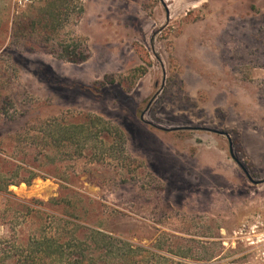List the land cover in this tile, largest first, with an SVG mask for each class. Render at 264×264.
<instances>
[{
  "label": "rangeland",
  "instance_id": "rangeland-1",
  "mask_svg": "<svg viewBox=\"0 0 264 264\" xmlns=\"http://www.w3.org/2000/svg\"><path fill=\"white\" fill-rule=\"evenodd\" d=\"M87 114L120 133L61 147L60 178L1 187L42 169L47 122ZM238 162L264 179V0H0V264L87 228L184 264H264V182Z\"/></svg>",
  "mask_w": 264,
  "mask_h": 264
},
{
  "label": "trees",
  "instance_id": "trees-1",
  "mask_svg": "<svg viewBox=\"0 0 264 264\" xmlns=\"http://www.w3.org/2000/svg\"><path fill=\"white\" fill-rule=\"evenodd\" d=\"M61 120L53 117L50 122H47L52 125L51 128L42 134V137L46 138V143L43 145L45 149L42 151V169L23 168L24 173L18 172V175L5 182L1 186L2 188L8 189L10 184L18 185L22 182L30 185L34 178L40 176L41 173L60 178L62 176L56 174L57 167L66 162L61 157L62 153L59 152L61 147L70 149L68 152L74 160L86 151L89 154L93 148H97L90 143L94 135L101 138V143L106 142V136H99L98 133H94V129H96L95 132H101L99 128H102L103 131L112 130L110 133L114 130L113 133L116 135L120 133L118 128L111 129L110 125L106 126L104 119L93 114H87L84 119L71 121L65 126L61 124ZM47 165L53 166L54 172L50 171V168L46 167ZM66 177L68 178V176ZM58 200L59 198H52L50 202ZM89 232L90 236L87 235ZM79 233L81 236L77 234L76 237L69 240L61 238L60 233L56 232L51 234L35 233V238L28 243V247L33 248L32 253L26 259H30L32 264H39L41 261L42 264H184L181 261L151 253L142 246L132 244L99 228H87L86 231ZM93 236H96L94 251L100 250L99 252L102 254L95 255L96 251L92 254L84 251L82 245L90 247L89 242L92 241L88 239H92ZM75 249L80 250V253H75Z\"/></svg>",
  "mask_w": 264,
  "mask_h": 264
},
{
  "label": "water",
  "instance_id": "water-1",
  "mask_svg": "<svg viewBox=\"0 0 264 264\" xmlns=\"http://www.w3.org/2000/svg\"><path fill=\"white\" fill-rule=\"evenodd\" d=\"M218 132H220V133H224V132H222V131H218ZM230 152H231V155H232V157L236 160V161H238V159L236 158V156H235V154H234V152H233V148H232V143L230 142ZM239 163V162H238ZM240 164V163H239ZM240 166L242 167V169L245 171V173H246V175L248 176V178L250 179V181H252L253 183H255V184H259V183H262V182H264V179H261V180H255L251 175H250V173L247 171V169L242 165V164H240Z\"/></svg>",
  "mask_w": 264,
  "mask_h": 264
}]
</instances>
